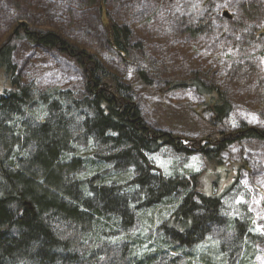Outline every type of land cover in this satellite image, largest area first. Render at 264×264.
I'll return each mask as SVG.
<instances>
[{"label": "trees", "instance_id": "obj_1", "mask_svg": "<svg viewBox=\"0 0 264 264\" xmlns=\"http://www.w3.org/2000/svg\"><path fill=\"white\" fill-rule=\"evenodd\" d=\"M197 8L194 36L203 33L208 19L205 3ZM263 10L257 0L248 2L239 16L223 21L227 32L237 40L259 38ZM106 19L107 42L122 60L133 49L142 53V44H132L129 27ZM12 38L67 54L78 63L84 82L75 92L39 94L16 76L14 48L0 47V70L11 81L0 95V264H163L170 252L195 250L215 226L225 224L221 196L202 193L198 179L167 178L150 156L172 149L219 167L236 142H264L263 129L242 124L220 138L186 142L151 127L133 86L96 55L23 24ZM137 76L152 85L146 71ZM191 87L211 98L206 112L222 126L233 112L228 97L197 78ZM162 207L166 214L157 238L130 235L137 224L153 230L152 216Z\"/></svg>", "mask_w": 264, "mask_h": 264}, {"label": "rangeland", "instance_id": "obj_2", "mask_svg": "<svg viewBox=\"0 0 264 264\" xmlns=\"http://www.w3.org/2000/svg\"><path fill=\"white\" fill-rule=\"evenodd\" d=\"M101 1L0 0V47L14 48L12 61L22 83L39 94L75 92L84 76L67 54L12 38L20 24L32 31L55 33L96 55L133 86L144 118L158 131L180 135L186 142H204L242 124L264 130V25L257 27L259 38L237 40L223 22L228 20L224 12L237 17L253 0H105L104 7ZM257 2L264 8V0ZM203 3L207 26L194 36V16L200 15L197 7ZM107 16L131 29L132 44H142V53L133 49L126 61L118 56L107 42ZM140 70L148 73L152 85L138 79ZM196 78L219 88L231 101L233 112L222 126L213 124L206 112L211 98L191 87ZM172 82L187 87L171 89ZM10 88L11 81L0 70V95ZM222 160L223 165L216 167L197 154L184 157L172 149L150 156L167 178L198 179L202 193L221 196L223 201L225 224L215 226L195 250L170 252L163 264H203V259L215 264H264V142H236ZM164 210L158 208L152 216L153 230L137 224L130 235L157 238Z\"/></svg>", "mask_w": 264, "mask_h": 264}, {"label": "water", "instance_id": "obj_3", "mask_svg": "<svg viewBox=\"0 0 264 264\" xmlns=\"http://www.w3.org/2000/svg\"><path fill=\"white\" fill-rule=\"evenodd\" d=\"M223 15L226 16L228 19H231V15L228 12H224Z\"/></svg>", "mask_w": 264, "mask_h": 264}, {"label": "bare ground", "instance_id": "obj_4", "mask_svg": "<svg viewBox=\"0 0 264 264\" xmlns=\"http://www.w3.org/2000/svg\"><path fill=\"white\" fill-rule=\"evenodd\" d=\"M167 84V83H166ZM82 179V178H81ZM164 180V179H163ZM134 195V194H133ZM140 202V201H139ZM142 202V201H141ZM142 206V205H141ZM145 207V206H144ZM144 209V208H143ZM139 212V211H138ZM247 228V227H246ZM188 262V261H187Z\"/></svg>", "mask_w": 264, "mask_h": 264}]
</instances>
